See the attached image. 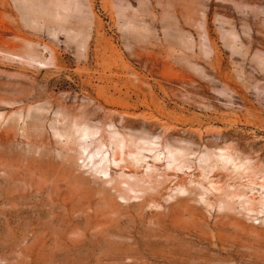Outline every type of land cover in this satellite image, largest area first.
Masks as SVG:
<instances>
[{
  "label": "rangeland",
  "instance_id": "obj_1",
  "mask_svg": "<svg viewBox=\"0 0 264 264\" xmlns=\"http://www.w3.org/2000/svg\"><path fill=\"white\" fill-rule=\"evenodd\" d=\"M0 264H264V0H0Z\"/></svg>",
  "mask_w": 264,
  "mask_h": 264
}]
</instances>
